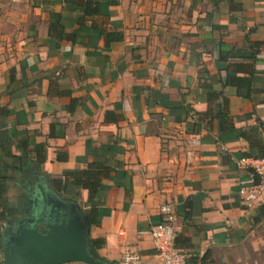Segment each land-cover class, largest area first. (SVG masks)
<instances>
[{
	"label": "crops",
	"instance_id": "1",
	"mask_svg": "<svg viewBox=\"0 0 264 264\" xmlns=\"http://www.w3.org/2000/svg\"><path fill=\"white\" fill-rule=\"evenodd\" d=\"M3 150L4 173H34L29 196L86 220L103 264L123 243L151 259L165 202L186 264H264V208L239 202L236 164L264 158V0H0ZM24 208L0 222L1 259Z\"/></svg>",
	"mask_w": 264,
	"mask_h": 264
},
{
	"label": "water",
	"instance_id": "2",
	"mask_svg": "<svg viewBox=\"0 0 264 264\" xmlns=\"http://www.w3.org/2000/svg\"><path fill=\"white\" fill-rule=\"evenodd\" d=\"M29 203L39 204L35 213L3 232V264H103L87 243L86 220L74 210H67L45 191L28 195Z\"/></svg>",
	"mask_w": 264,
	"mask_h": 264
},
{
	"label": "built area",
	"instance_id": "3",
	"mask_svg": "<svg viewBox=\"0 0 264 264\" xmlns=\"http://www.w3.org/2000/svg\"><path fill=\"white\" fill-rule=\"evenodd\" d=\"M236 164L249 169L251 180L238 187L239 202L245 210H251L257 205L264 208V158H241ZM158 212L160 219L148 232L154 250L152 258L143 257L135 245L123 243L119 258L110 264H186L187 255L175 246V213L172 205L169 202L162 203Z\"/></svg>",
	"mask_w": 264,
	"mask_h": 264
},
{
	"label": "trees",
	"instance_id": "4",
	"mask_svg": "<svg viewBox=\"0 0 264 264\" xmlns=\"http://www.w3.org/2000/svg\"><path fill=\"white\" fill-rule=\"evenodd\" d=\"M227 82L230 85L234 86H243L242 82H236L233 78H227ZM246 85V83H244ZM218 120L225 121L226 117L224 114L218 115ZM1 148L4 149V144H1ZM4 156L8 159V161L0 162V222H9L11 218H13V215L15 212H21L23 203L27 200L28 193L27 189L28 186L33 182L34 180V173H17L18 176H15L14 173H4L7 169H14V159L15 156L11 155L7 150H3ZM25 165L23 160L18 159V163L16 165L17 169H23V166ZM71 175L75 177L76 181L79 182L78 175L83 174L85 177V181L88 180V177H91L92 173H65V175ZM13 183L19 188V192L16 193V201H17V207H10L8 206L7 202V183ZM52 182L57 185L59 189L63 186L61 183V180L59 179H53ZM90 197V195H87ZM92 213V210L90 211ZM93 214V213H92ZM94 243V241H93ZM0 264L2 263V259L0 258ZM110 264V263H108Z\"/></svg>",
	"mask_w": 264,
	"mask_h": 264
},
{
	"label": "flooded vegetation",
	"instance_id": "5",
	"mask_svg": "<svg viewBox=\"0 0 264 264\" xmlns=\"http://www.w3.org/2000/svg\"><path fill=\"white\" fill-rule=\"evenodd\" d=\"M43 205V204H42ZM39 206V204L37 203L36 205H34V204H32V203H29L28 205H27V209H26V211H25V214H24V219H26V218H28L29 216H28V214L29 213H35V210H36V207H38ZM14 225V223H11L10 225H9V228H10V226H13Z\"/></svg>",
	"mask_w": 264,
	"mask_h": 264
}]
</instances>
